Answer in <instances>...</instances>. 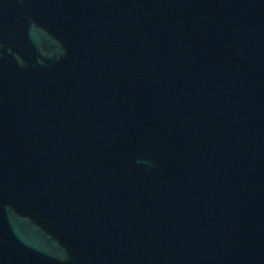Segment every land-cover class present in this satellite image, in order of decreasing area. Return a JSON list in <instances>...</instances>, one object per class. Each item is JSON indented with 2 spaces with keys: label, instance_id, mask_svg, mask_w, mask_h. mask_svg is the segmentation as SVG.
<instances>
[{
  "label": "water",
  "instance_id": "95a60500",
  "mask_svg": "<svg viewBox=\"0 0 264 264\" xmlns=\"http://www.w3.org/2000/svg\"><path fill=\"white\" fill-rule=\"evenodd\" d=\"M61 7L66 59L0 68V264H264V0Z\"/></svg>",
  "mask_w": 264,
  "mask_h": 264
}]
</instances>
